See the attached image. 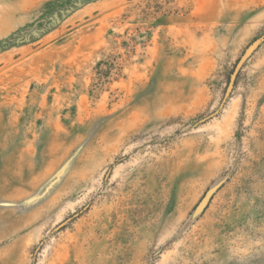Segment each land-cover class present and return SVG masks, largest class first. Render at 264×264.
Wrapping results in <instances>:
<instances>
[{
    "label": "rangeland",
    "instance_id": "obj_1",
    "mask_svg": "<svg viewBox=\"0 0 264 264\" xmlns=\"http://www.w3.org/2000/svg\"><path fill=\"white\" fill-rule=\"evenodd\" d=\"M0 264H264V0H0Z\"/></svg>",
    "mask_w": 264,
    "mask_h": 264
}]
</instances>
